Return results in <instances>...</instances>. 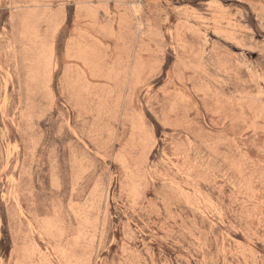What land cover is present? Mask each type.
<instances>
[{"label": "rangeland", "instance_id": "1", "mask_svg": "<svg viewBox=\"0 0 264 264\" xmlns=\"http://www.w3.org/2000/svg\"><path fill=\"white\" fill-rule=\"evenodd\" d=\"M0 264H264V0H0Z\"/></svg>", "mask_w": 264, "mask_h": 264}, {"label": "bare ground", "instance_id": "2", "mask_svg": "<svg viewBox=\"0 0 264 264\" xmlns=\"http://www.w3.org/2000/svg\"><path fill=\"white\" fill-rule=\"evenodd\" d=\"M222 12V11H221ZM216 14V13H215ZM225 16V15H224ZM185 21V20H184ZM214 21V20H213ZM186 23H188V22H186ZM191 24V23H190ZM194 24V23H193ZM192 25V24H191ZM197 25V24H196ZM194 27V26H193ZM208 27V26H207ZM240 27V26H239ZM216 29V28H215ZM220 29V28H219ZM203 32V31H202Z\"/></svg>", "mask_w": 264, "mask_h": 264}]
</instances>
